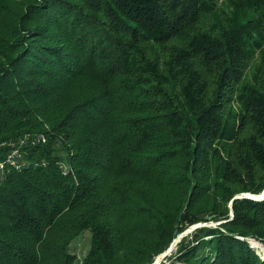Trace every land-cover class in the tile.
<instances>
[{"label":"trees","instance_id":"trees-1","mask_svg":"<svg viewBox=\"0 0 264 264\" xmlns=\"http://www.w3.org/2000/svg\"><path fill=\"white\" fill-rule=\"evenodd\" d=\"M26 133L0 264H264V0H0V158Z\"/></svg>","mask_w":264,"mask_h":264},{"label":"built area","instance_id":"built-area-1","mask_svg":"<svg viewBox=\"0 0 264 264\" xmlns=\"http://www.w3.org/2000/svg\"><path fill=\"white\" fill-rule=\"evenodd\" d=\"M43 141H46L44 134L32 135L26 133L23 136L3 143L8 146V149L5 157L0 158V185L7 178L10 169L19 170L26 164L24 146L30 143L36 144ZM181 239L182 236L180 235L172 242L167 250L159 254L150 264H186L179 258L178 254V243Z\"/></svg>","mask_w":264,"mask_h":264},{"label":"rangeland","instance_id":"rangeland-1","mask_svg":"<svg viewBox=\"0 0 264 264\" xmlns=\"http://www.w3.org/2000/svg\"><path fill=\"white\" fill-rule=\"evenodd\" d=\"M250 73L251 72L248 73L249 76H250ZM207 225L214 226L215 223H214V221H210L207 223ZM90 238H91V233L89 231L84 233L81 237H79L73 241V243L71 244V247H70L71 250L76 252L80 257H83L87 253V251L90 247ZM255 245L258 247V250H259L258 252L260 254H263L262 248H264V245L259 241H256Z\"/></svg>","mask_w":264,"mask_h":264},{"label":"water","instance_id":"water-1","mask_svg":"<svg viewBox=\"0 0 264 264\" xmlns=\"http://www.w3.org/2000/svg\"><path fill=\"white\" fill-rule=\"evenodd\" d=\"M245 195H246L247 197H251V198H254V199H263V198H264V192H263V194H260V195H255V194H251V193H245ZM208 218L210 219V221H212L213 218H214V215H211V216H209ZM203 224H204V223L196 224V225L192 226L191 228H189L188 230H186L185 233H188V232L192 231L193 229L202 226ZM181 236H183V234H182ZM254 240H255V241H254ZM250 241H251L253 247L258 248V247L255 245V242L258 241V240L254 239V238H251ZM259 242H260V241H259ZM261 243H262V242H261ZM262 244L264 245V243H262ZM258 251H259V250H258ZM262 251H263V252H262V253H263L262 256L264 257V248H262ZM260 252H261V251H260Z\"/></svg>","mask_w":264,"mask_h":264},{"label":"bare ground","instance_id":"bare-ground-1","mask_svg":"<svg viewBox=\"0 0 264 264\" xmlns=\"http://www.w3.org/2000/svg\"><path fill=\"white\" fill-rule=\"evenodd\" d=\"M263 194V193H262Z\"/></svg>","mask_w":264,"mask_h":264}]
</instances>
